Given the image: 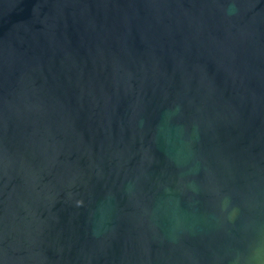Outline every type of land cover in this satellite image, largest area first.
I'll return each mask as SVG.
<instances>
[{"label": "water", "instance_id": "water-1", "mask_svg": "<svg viewBox=\"0 0 264 264\" xmlns=\"http://www.w3.org/2000/svg\"><path fill=\"white\" fill-rule=\"evenodd\" d=\"M0 264H264V0H0Z\"/></svg>", "mask_w": 264, "mask_h": 264}]
</instances>
